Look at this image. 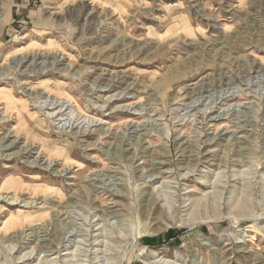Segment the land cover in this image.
<instances>
[{"label":"rangeland","instance_id":"1","mask_svg":"<svg viewBox=\"0 0 264 264\" xmlns=\"http://www.w3.org/2000/svg\"><path fill=\"white\" fill-rule=\"evenodd\" d=\"M257 65L264 0H0V264H264Z\"/></svg>","mask_w":264,"mask_h":264},{"label":"bare ground","instance_id":"2","mask_svg":"<svg viewBox=\"0 0 264 264\" xmlns=\"http://www.w3.org/2000/svg\"><path fill=\"white\" fill-rule=\"evenodd\" d=\"M22 62H27V61H24L23 60V57H21L20 59H18L17 60V63H22ZM258 66V70L259 71H264V67H262L261 65H257ZM72 105V102L70 103V101H65V102H62V104H60V105H58L59 106V112L57 113V115H63L62 113L64 112V111H66L67 109H70V106ZM54 112V111H53ZM53 114V113H52ZM56 115V116H57ZM23 137V136H22ZM15 139H17V137H15ZM14 142V140H12V141H10L7 145H5V146H9V145H12V143ZM15 143V142H14ZM27 147L28 146H25L23 149H21V153H25V152H27V151H29L28 149H27ZM38 157V156H37ZM41 157V156H40ZM42 160V159H41ZM38 161V160H37ZM36 160L35 161H33V162H37ZM233 177V176H232ZM231 177V178H232ZM235 177V176H234ZM227 178V177H226ZM230 179V178H229ZM227 180V179H226ZM228 181V180H227ZM225 182L223 185H222V187L225 189V188H227V187H232V185H229L230 184V181H228V182ZM220 182V181H219ZM222 184V183H221ZM217 186V185H216ZM220 188V187H219ZM236 190H237V187L236 186H233V189L232 190H229V191H231V193L232 194H234V193H237L236 192ZM228 192V191H227ZM230 193V192H229ZM228 193V194H229ZM245 193V192H244ZM214 195V194H213ZM216 195V194H215ZM233 196L234 195H231V196H229L228 197V199H227V203L226 204H228L229 205V208L231 207L232 209H236L237 210V212L239 211V213H241V214H243V216H245L246 214H247V204L248 203H246L245 201H240L239 199H234L233 198ZM0 199L1 200H4V199H7V200H10L11 201V203H14V204H20L21 202L23 203V200L21 201H19V197L18 196H16L15 194H13V195H11L10 197H8V194H6V195H3V194H1L0 193ZM213 199V198H212ZM28 202V201H27ZM26 201H24V204H26L27 203ZM29 203H32V202H29ZM218 207V206H217ZM204 209V208H203ZM241 217H242V215H240ZM249 217V216H248ZM110 237V236H109ZM77 255V254H76ZM65 258H68V256L67 257H65ZM20 259H22V257L20 258ZM27 259V258H26ZM53 260V259H52ZM63 262H67V260H65L64 259V261ZM93 263V262H92ZM65 264V263H64Z\"/></svg>","mask_w":264,"mask_h":264}]
</instances>
